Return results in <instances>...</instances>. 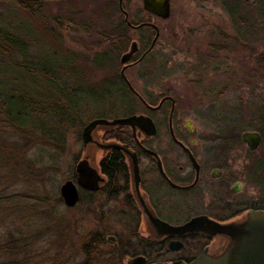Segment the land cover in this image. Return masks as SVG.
Returning <instances> with one entry per match:
<instances>
[{"label": "rangeland", "instance_id": "obj_1", "mask_svg": "<svg viewBox=\"0 0 264 264\" xmlns=\"http://www.w3.org/2000/svg\"><path fill=\"white\" fill-rule=\"evenodd\" d=\"M28 1L31 10L19 8L13 0H0V28L15 27L16 32L22 34L27 65L38 60L45 69H52L53 64L62 65L66 72L59 74V80L68 84V89L88 91L79 81L78 73L75 77L69 73L70 59L75 55L85 69V77L100 83L98 72L88 66L89 59L100 49L112 51L100 35L111 33L114 23L119 21L122 13L118 0ZM122 7L132 23L151 22L160 30L157 46L150 55L157 60L151 67L154 76L147 78L152 86L150 100L167 92L176 96L174 122L175 118V124H184L186 119L192 121L194 136L199 139L196 152L200 162L217 164L213 160L219 156V163L234 164L235 177L242 182L240 192L228 199L230 207L214 201L209 202L208 210L225 217L234 212H243V216L245 209L253 207L264 209V175L261 173L264 172V139L256 151H250L241 139L244 132H259L253 126L260 125L259 118L264 117L260 115L264 112V66L261 65H264V54L256 53L252 46L234 42L230 17L215 0H171L167 20L146 14L142 0H122ZM263 24H258L260 36L252 38L261 49L264 48ZM144 32L140 35L129 30L131 40L137 39V35L144 36ZM109 56L108 67L116 66L114 55ZM8 65L0 67V99H7L12 92L17 94L15 108L22 111L24 126L1 124L0 118V191L10 198L0 207V229L9 225L11 237L21 231V237L28 239L27 243L33 241L34 245L31 261L23 263V254L10 252L0 256V264H9L5 261L69 264L74 252L79 250L77 239L84 237L90 228L89 221L84 219L85 205L68 208L60 196V187L71 180L72 171L83 158L82 129L94 119L121 117L130 111L138 113L141 106L138 102L120 105L121 93L110 91V96H105L106 90L91 88L83 96L85 104L71 109L37 71ZM17 80L18 85L14 84ZM26 90L32 94L34 102L39 103L36 106L45 109L50 103L55 110L46 109L42 116L31 114L29 101H20ZM228 119L240 123V128L245 127L240 140L234 138L236 133L233 137L221 135ZM157 138L159 148L165 151L170 146L166 125L160 127ZM176 149L172 148L170 154H178ZM97 156L100 157V153ZM255 165L258 166L254 168ZM231 186L230 183L229 188ZM170 199L177 205V197ZM187 210H191L187 214H194L202 208ZM180 212L183 215V211H179L173 221L184 220L187 214L182 216ZM3 232H0V240H7ZM201 244L196 242L186 253H197Z\"/></svg>", "mask_w": 264, "mask_h": 264}, {"label": "flooded vegetation", "instance_id": "obj_2", "mask_svg": "<svg viewBox=\"0 0 264 264\" xmlns=\"http://www.w3.org/2000/svg\"><path fill=\"white\" fill-rule=\"evenodd\" d=\"M120 12L128 31L133 30L140 35L145 31V37L137 35V39L131 40L129 36L126 40L129 42H124L121 37L123 22L116 21L112 33H118L119 36H102L104 43H108L112 51L100 49L90 55L88 66L98 72L100 83L85 77L87 75L85 69L80 66L75 55L70 59L72 67L69 73H73L74 77L78 73L79 81L85 84L86 90L91 88L116 92L125 90L127 92L125 101L122 100L118 104L138 102L141 106L138 113L130 111L125 116L99 119L145 116L152 120L156 133L148 138L139 128L134 130L130 127L100 128L91 133L92 138L85 145L82 136L89 122L83 127L81 138L84 153L77 165L82 160L88 162H85L79 171L77 165L72 171L70 181L78 190L79 200L71 209L83 203L87 208L84 219L89 221L90 228L84 237L77 239L79 250L74 252V258L69 264H190L203 252L211 256L219 255L227 247L228 238L213 237L204 231L172 233L167 225L182 226L196 217H206L219 224L235 221L243 212L219 217L208 210L210 209L208 204L216 201L218 204L221 202L222 206L227 204L230 207L228 199L240 192L242 182L235 177L234 164L227 163L228 161L219 163V156L213 160L217 164L208 165L200 162L196 152L199 139L194 136L192 121L186 119L184 124H175V118L174 122L178 105L176 96L167 92L158 94L156 99L150 100L149 90L152 86L147 78L154 76L151 67L157 60H153L150 55L160 37L159 27L148 25L152 24L151 22H142L147 24L138 27L142 23L134 24L128 18L126 21L124 13L121 10ZM157 33L159 36L151 48ZM130 41L136 43L137 50L125 64H121V56L129 51ZM109 55H114L117 60L116 66L108 67L107 62L111 57ZM84 64L81 63L82 66ZM162 125L167 126L170 145L165 151L159 148L160 143L157 142ZM258 133L261 135L262 143L264 136ZM153 142L157 143L152 145ZM110 144L122 146L126 151L119 147L103 149L105 145ZM172 148H177L179 153L175 156L170 154ZM185 148L189 150L195 164ZM145 150L155 153L156 156L148 154ZM97 153H100V157ZM134 158L137 161V183ZM111 159L117 162L112 163ZM261 173L264 175V172ZM95 177L98 181L95 189H86L80 185H90L92 183L90 179ZM260 177L263 178L262 175ZM230 183L232 186L229 188ZM172 197L179 200L175 201L177 205L170 199ZM199 206L202 211L187 214V211H191L187 210L188 208ZM179 211H183V215L186 212L187 216L177 223L173 220L178 217ZM202 228L207 229L206 226ZM198 241L202 242L197 249L199 251L187 254L186 252ZM137 258L139 260L134 261Z\"/></svg>", "mask_w": 264, "mask_h": 264}, {"label": "trees", "instance_id": "obj_3", "mask_svg": "<svg viewBox=\"0 0 264 264\" xmlns=\"http://www.w3.org/2000/svg\"><path fill=\"white\" fill-rule=\"evenodd\" d=\"M14 2L18 3L17 6L23 10L30 9V4L28 3V0H13ZM219 3V5L227 12L228 16L230 17L231 21V27L234 31L233 33V40L236 44H242V46H249L253 48V50L256 53H260V55L264 54V48L261 49L259 45H257L258 41H255L254 37L260 36V30L258 24L264 23V0H215ZM32 9V7H31ZM30 9V10H31ZM147 14V13H146ZM119 21L123 22V15H120ZM142 23V21H137L135 24ZM264 26V24L262 25ZM14 29H10L8 27L6 28H0V67L3 65L12 64L15 68H18L20 70L25 69L27 71H37L38 76L40 78H43V80L48 81L50 84H52L54 87V90L56 94L62 97L64 101L67 102L69 108L77 109L81 108L82 105L85 104V101L83 96L87 94L88 91H81V89H75L73 88L68 89L66 83L59 80V74H63L62 72H66L64 69V66H58V64L51 65L52 69L49 67V69H45L43 66L39 65V60L31 63L30 65H27V53H26V47H25V39L22 37V34H19V32H16V28L12 27ZM263 28V27H262ZM15 30V31H14ZM53 34V33H52ZM118 33H104L100 36L104 37H116ZM119 36V35H118ZM130 34L127 29V26L125 23H122V33L121 37L124 42H127L126 40L129 38ZM257 45V47H256ZM255 46V47H254ZM259 51V52H258ZM218 54V53H217ZM193 56V55H192ZM18 58V59H17ZM212 59H215L214 56L211 57ZM10 59V60H9ZM102 60V59H100ZM9 61L11 63H9ZM262 61V60H261ZM264 66L263 64H261ZM60 70V71H59ZM69 71V70H68ZM22 79V77L20 78ZM19 79V80H20ZM36 83V82H35ZM40 83V82H38ZM14 84L18 85V80L14 82ZM37 84V83H36ZM20 85V84H19ZM19 90V88H17ZM24 91V90H23ZM112 92L109 90H106L105 96H110ZM120 95H123L122 98H124L127 95V92L125 90L118 91ZM22 96L20 97V101L22 100H28L29 104L28 106L31 108V114L35 113L38 116H42L44 114V110L48 109L49 111H54L55 109L51 108V104L47 105L45 109H41L36 105H39V103H35V99L32 96V94L26 90L25 92H22ZM55 94V95H56ZM1 97V96H0ZM2 99V98H1ZM0 99V117L2 119L1 124L11 125V126H24L23 124V113L22 111H19L15 108V105L17 106V94L11 93V95L7 99ZM52 99V98H51ZM10 108L14 111L12 112ZM264 109V106L262 107ZM29 109V108H28ZM30 110V109H29ZM31 114H28V116H31ZM261 116L264 115L260 114ZM261 121L260 125L253 126L256 130H258L263 136H264V117L259 118ZM68 120V119H67ZM252 126V125H251ZM246 130L244 128H240V123L231 121V119H228L222 126L221 129V135L228 136V134L233 137L236 133L237 136L234 138H238L240 140L241 133ZM229 137V136H228ZM60 139V137H59ZM223 140V138H220L219 140ZM112 163H116L117 161L114 159H111ZM17 198V197H16ZM8 197H5L4 193H1L0 191V207L5 205V202H8ZM10 227L3 226L0 229L1 231H4L2 234L7 237V240L1 239L0 240V256L4 257L5 253H16L23 254L24 262L31 261L32 257H30L31 248L34 245V242H28L26 238L21 237V231H17V234L14 238L9 235ZM6 231V232H5ZM35 236V235H34ZM25 242V243H23ZM4 263L9 264H15L17 263H10L9 261H5Z\"/></svg>", "mask_w": 264, "mask_h": 264}, {"label": "water", "instance_id": "obj_4", "mask_svg": "<svg viewBox=\"0 0 264 264\" xmlns=\"http://www.w3.org/2000/svg\"><path fill=\"white\" fill-rule=\"evenodd\" d=\"M119 8L124 13L125 20L127 21L128 14L124 11L122 7V0H119ZM171 0H142V9L156 17L160 20H167L171 14ZM129 24V23H128ZM147 23H142L138 27H142ZM130 25V24H129ZM157 27L154 24H148ZM159 33L153 40L152 46L156 42ZM136 43L132 42L130 49L127 53L121 56V64H125L131 56L136 52ZM114 127H130L133 130L139 128L145 132V136L150 138L156 133L155 125L149 117L145 116H129L124 118H116L113 120L107 119H94L85 127L83 131V141L87 145L90 141L91 133L100 128L108 129ZM242 141L246 144L250 151L256 150L261 143V135L258 132H244L241 135ZM119 147L117 145H105L103 149ZM123 150H125L123 148ZM185 150L189 153L192 162L195 164V160L192 158L188 149ZM126 151V150H125ZM148 154L156 156L155 153L145 150ZM86 161H81L77 165V170ZM160 165V164H159ZM133 166L135 168V173L137 174L136 183L138 181L137 173V161L134 158ZM97 177L90 179V185L87 186L80 184L86 189H95L97 185ZM99 178V177H98ZM174 186V185H173ZM60 196L64 205L68 208L75 206L79 200V194L76 186L72 181H66L60 187ZM206 226L207 229L202 227ZM168 230L172 233L180 231L200 232L204 231L210 236H223L229 239V243L224 251L216 256H211L206 252L201 253L197 258H195L190 264H264V209L261 210H249L241 218L226 223L219 224L206 217H196L191 219L189 222L182 226H169ZM139 258L134 261H138Z\"/></svg>", "mask_w": 264, "mask_h": 264}]
</instances>
